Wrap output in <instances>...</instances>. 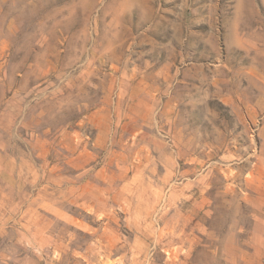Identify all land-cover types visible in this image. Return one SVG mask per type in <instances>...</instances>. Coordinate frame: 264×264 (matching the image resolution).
I'll list each match as a JSON object with an SVG mask.
<instances>
[{"label": "rangeland", "instance_id": "rangeland-1", "mask_svg": "<svg viewBox=\"0 0 264 264\" xmlns=\"http://www.w3.org/2000/svg\"><path fill=\"white\" fill-rule=\"evenodd\" d=\"M0 264H264V0H0Z\"/></svg>", "mask_w": 264, "mask_h": 264}]
</instances>
